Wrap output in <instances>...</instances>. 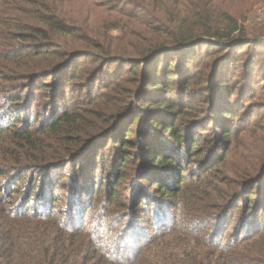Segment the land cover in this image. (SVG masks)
<instances>
[{"label":"trees","instance_id":"1","mask_svg":"<svg viewBox=\"0 0 264 264\" xmlns=\"http://www.w3.org/2000/svg\"><path fill=\"white\" fill-rule=\"evenodd\" d=\"M7 1L5 0L4 2L2 0L1 5L10 9L9 14L12 17L14 29H21L20 20H22V13L39 14L36 20L41 26L33 24L32 31L33 34L38 35L41 39H46L44 42L45 45H48V48L44 45V48L41 49L43 52L40 53L38 50L37 55L41 56L52 52L58 62L51 68H42V70L31 72L29 70L35 67L31 65V58L35 57L23 58L24 56H21V52L16 53L20 56L19 59L26 60V64L32 66L27 69L13 66L11 57H0V79L6 78L5 76L8 72L12 73V75L23 73L21 76L25 77L23 78L24 81L18 83L19 89L17 90L20 95L26 97L23 99H30L29 105H15V103H12L14 105L12 106L9 103L11 105L8 110L10 111V119H2V114H0V141L4 138L5 132H9L8 134L12 135L13 140L22 145L20 147L21 152L26 156H30L29 153L33 152V149H38L37 144L45 141L43 138L54 137V139H57L55 142L57 149L55 148L52 152H49L56 157L54 159L47 161L45 158L47 152L42 150L40 151L42 152L41 155H38L39 152H37V157L30 156L28 157V163H22L21 161L25 159L24 156H18L13 150L8 153L10 147L0 143V264L264 263V246H255L258 241H261L259 239L264 238V187L259 189L257 186L261 176L255 180V186L247 184L251 180L246 179L244 184L239 187V190L232 196L231 193L227 197L225 196L221 203L213 208V212L209 211V209H199L198 207L200 200L205 197L202 189L195 192L198 188H194L192 190L194 192L189 191L181 194L179 191L177 193L174 191L173 181L170 180L172 174H177L178 170L181 172L180 174L178 173L180 175L179 181H177L176 177L172 178L180 184L188 180V178L185 180L184 175H182L184 168H182L181 158H179L182 153L180 148L182 147L183 136L179 134L172 121H167L170 120L168 116L174 114L173 107H171L174 103V98L172 97L174 88L172 89L167 83H172L174 87L176 85L179 86L178 90L186 91L184 86L183 88L181 87L180 82H188L194 76V74L187 72L188 68L186 67V72L182 71V67L180 70H172L168 63L163 70L165 74L152 75L154 77H151V86L146 88L144 96L146 99L148 97L155 98L152 104L156 106L160 114L155 118L149 116L146 121H139L141 111H137L138 113L133 115L130 122H133L132 125L136 130L132 128L128 129L126 133H121L118 139L122 142L118 148L116 147L117 156L122 152L123 148L130 146L131 140L126 135H133L135 140L141 142L140 146L147 151L146 154L150 153L149 156L151 158L148 157V160L144 162V177L149 180L152 179L153 187L157 189L153 193L149 189H142L136 199L138 203H144V207L142 209L139 208V210L149 215V219L145 222L150 226L151 222L154 221L156 222L154 224L155 227L153 225L148 229L149 234L141 232L134 235L127 234V230L121 229L119 226H116L118 230H114L111 223L107 226L105 225L107 221L104 220L108 217L115 219L113 215H110L113 214L112 210L114 209L108 208V206L100 208L101 203H98L97 207L92 206L94 200H96L95 197H97L96 192L101 188L100 184L96 189L94 182H92V172L95 169V158L93 161L92 158L95 156L93 147L96 146V141L101 137L108 138L106 135L111 133L103 134L107 132L106 129L103 130L101 137L96 139L95 143L93 142L94 144L90 146H88L90 144L89 140L95 139L99 134L96 133L97 135L90 139L80 142L78 136L82 129L77 126L83 122L82 116H77L73 113L81 107L75 110L67 109L63 99L67 95L64 88L65 84L68 82L74 83V79L77 77L75 74L76 68L81 62L78 61V57L85 55L89 58L94 52L86 48V46H96L101 50L102 46L99 45L100 35H98V32L92 35L89 34L90 31L79 28L80 26L76 24L78 19L67 15L59 7H55L51 0ZM114 1L116 12L121 15L116 18L117 29L121 31L122 35L132 36L133 40L138 41L140 44L143 42L139 49L136 48L138 50L137 56L162 54L163 52L182 49L186 50V53L188 52L190 56L194 51L196 52L195 48L197 45L207 43L211 44L209 46L212 47V51L209 54L213 63L214 59H217L220 54L227 50L231 56V62H234L230 64L231 66L224 64L219 66L214 78V88L207 85L206 89H215L218 101L215 103L213 112L217 116L223 114L225 120H228L230 124L232 121H239L241 114H238L237 111L238 108L243 107V102L239 101L235 103V106H232L230 96L233 91H231L230 95L226 92L227 90H224L225 94L222 90L224 89L223 86L230 90L233 74L231 77L230 73H228V76L224 75L234 67H240L239 62L243 57L242 54L235 57L237 51L232 48L233 43L236 40H244L245 43H250L251 40L239 35L242 32V28L239 27L238 21L230 13L228 14L224 10L216 11L213 0ZM120 1L125 4L119 6L118 2ZM94 2L101 1L91 0V4ZM126 4H130L132 10L125 12V10L119 9L126 7ZM69 22H72L73 25L69 24ZM3 25H0V51L6 47L5 40L1 38V36H5L2 30ZM45 26L47 30L44 29ZM53 30L54 33L49 36L46 35V31L53 32ZM16 32H20V30ZM76 41H79L84 48L77 46L72 48L75 46ZM98 53L96 52L102 59L101 66H104L103 69L105 67L108 68L96 74L91 84L86 82L87 80L85 79L83 88H86V90L89 88L87 92L90 96L82 104V107H85L83 108L85 112L93 110L92 108L95 106L97 98L103 97V94H100L102 89L93 91L92 88L95 85L107 88L116 79L110 77L109 74L113 58L109 54L114 52ZM254 53L253 56L250 54L248 57L254 63L264 59V54L259 53V50ZM118 57L119 62H123L124 58H126L123 55H118ZM206 57H209V55ZM187 59L188 56L185 57V62H187ZM193 59H198L197 55ZM260 61L259 63H261ZM210 63L211 61L209 60L207 66ZM187 66L189 67V64ZM197 67L198 63L195 66V71ZM254 69L255 66L252 70ZM153 71H156V69H153ZM255 72L257 70L251 72L250 75L256 74ZM43 74H53L54 80L51 81V86L52 83L54 84L53 88L49 90V97L37 103L41 111L37 108L32 115L33 117L35 116L37 123V125H33L26 119L28 112L30 114L33 113L30 106L36 99L37 94H34V92L37 91V88H44L46 85L41 80ZM171 74L177 79L169 80L168 76ZM180 76L183 78H180ZM158 81L159 83L157 84ZM251 84L252 79L244 80L243 83L239 84L243 94L246 95L252 89ZM48 85L50 86V84ZM4 87L6 86L0 83V88ZM174 93H177V91ZM9 96L11 95L9 94ZM182 96L180 95V97ZM5 108H2V110ZM19 108H21L23 113L22 123L27 127L25 125L22 127L18 126ZM125 109H127V106L122 107V112ZM15 113L16 115L14 116ZM40 117L44 118L40 121L38 119ZM94 119L101 118L95 117ZM10 122H15L12 125L17 126L19 130L12 129L13 126L8 125ZM219 122L220 133L223 137L233 135L235 131L227 129L230 124H222L221 119H219ZM144 127L147 134L143 131ZM11 130H15V132L10 133ZM191 132L189 130L187 135H190ZM114 146L115 143L111 147ZM159 146H162V148ZM165 146L171 149V153H168L167 150L165 152L162 151ZM197 146L198 142L196 141L193 143V147L188 148L187 151L193 150L197 152L199 150ZM22 157L24 158L22 159ZM126 157L127 159L129 158L125 154L118 159V172L126 166ZM76 163L77 165L75 166L74 164ZM78 163L80 164L79 167ZM58 167H62L59 170L60 172L63 168H67L71 174L76 171V176L72 177L68 183L64 180L66 181L64 183L62 182L63 174L60 175V172L57 171ZM260 170L264 171V164ZM121 173L119 172L117 175L118 178L114 185L118 184ZM75 178H78V180H75L74 183ZM262 179L261 182L264 183V178ZM194 182H192V185ZM60 192H63L68 198L63 196L62 199ZM154 193L161 196H156ZM239 199L241 200L240 205L238 204ZM179 213L184 214V219L181 221L178 220ZM165 214L171 222L169 226H166L165 221H163L165 220ZM91 217L96 218V223L91 222L89 224L88 221ZM232 220L235 221V228L228 234V238L224 239L223 234L228 230ZM134 221V224L133 222L128 224V228H140L145 225L144 223H138L137 220ZM190 221L193 224H204L206 228L208 224L213 229L211 228L208 232L203 230L194 231ZM226 223L227 226L225 225ZM104 227L111 229L106 237L102 235ZM158 228L161 229L155 235L154 230H158ZM86 233L89 235L90 241L88 239L86 241L87 237L84 238ZM122 233H124L126 238L123 237ZM217 234H221L219 239L216 238ZM96 235H100L99 238ZM146 236H149V239L144 240L143 238ZM212 237L216 238L217 242L213 243ZM249 244L250 252L249 250L248 252H242L241 248L247 249ZM90 251H94V253L90 254Z\"/></svg>","mask_w":264,"mask_h":264},{"label":"rangeland","instance_id":"2","mask_svg":"<svg viewBox=\"0 0 264 264\" xmlns=\"http://www.w3.org/2000/svg\"><path fill=\"white\" fill-rule=\"evenodd\" d=\"M1 1L2 0H0V25L4 24L2 30L3 34H5V36L2 34L3 36H1V38L5 40L4 43L6 47L1 49L0 57H11L13 62L12 65L16 67L19 66V68L27 69L28 67H32L31 65L35 66L32 70H29L31 72L42 70V68L48 69L53 67L58 60L55 59L56 56L53 55L52 52L42 54L44 55L43 57L42 55H37L38 50L40 53L43 52L41 49L44 48V40L46 41V39H41L38 35L33 34L32 31L33 24L41 26L36 20V17H38L39 14L27 12L22 13V20H20L22 25L21 29H14L15 26H13L14 23L9 14L10 9L5 8L4 6L2 7ZM10 1L13 2L14 0ZM51 1L54 3L55 7H59L61 10L65 11L67 15H70L73 18L76 17L78 19L76 24L80 26L79 28L90 31L89 34L93 35L98 32V35H100L99 45L102 46L101 50L96 46H86V48L94 52H92V56L89 58L85 55H80L78 57V61L81 62L76 68L75 74L77 77L74 79V83L68 82L65 84L64 88L67 95L64 96L63 99L65 100V107L67 109L75 110L81 107L73 113L77 116H82L83 122L79 123L77 126L82 129L78 136L80 142L99 134L95 139L92 138L89 140L90 144L88 146H90L95 143L96 139L101 137L103 130H107V132L103 134L111 133L106 135L108 138L101 137L96 141V146L93 147L95 156L92 158V161L95 158V169L92 172V182H94L96 189L98 185L101 184V188L96 192L97 197H95L96 200H94L92 206L97 207L98 203H101L100 208H106L108 206V208L114 209L112 210L113 214L110 215H113L115 219L109 217L105 220L103 219L104 221H107L105 223L106 226L111 223L114 230H118V227L116 226H119V228L127 230V234L135 235L141 232L147 234L148 229L156 223L153 221L150 226H148V223L145 221L149 219V215L145 214L146 212L139 210V208L142 209V207H144V203H138L136 199L137 196L140 195L139 193L142 192V189H149L152 193L157 189L153 187L152 179L149 180L147 177H144L145 169L143 166L145 164L144 162L148 160L147 158H151L149 156L150 153L146 154L147 151L143 150L140 146L141 142L135 140L133 135H126V137L131 140L130 146L123 148L122 152L117 156L116 147L118 148L122 142L118 139V137L120 138V134L126 133L128 129H134V126L132 125L133 122H130L132 121L133 115L138 113L137 111H141L139 121H146L147 117L153 116V118H155L160 114V111L154 104H152L155 98L148 97V99H146L144 95L146 93V88L151 86V77L165 74L163 70L168 63V66L172 70H180L182 67V71L186 72V67L188 68L187 72L194 74L190 81H185L186 83L180 82L181 87L183 88L184 86L186 91L178 90L177 88H179V86L176 85L174 87L172 83H167L172 89L174 88V92L177 91V93L172 92L174 103L171 107H173L174 114H170L168 116L170 120L167 121H172L175 128L179 131V134L183 136V143L180 148L182 153L179 158H181V165L182 168H184L182 175H184L185 180L188 178V180L180 184L172 178L176 177L177 181H179L180 175H178V173L180 174L181 172L178 170L177 174H172L170 180L173 181L174 191L176 193L179 191L181 194L183 192L188 193L189 191L194 192L192 191L194 188H198L195 192L202 189L205 193V197L200 200L198 207L199 209L205 208L213 212V208L220 204L225 196L227 197L230 193L231 196L234 195L235 192L239 190L241 184H244L246 179L251 180L250 183L247 184L250 186L253 184V186H255V180L261 176V180L257 186L259 189L264 187V183L261 182L263 180L262 178H264V171L260 170L264 164V59L261 61L259 60L261 63H259V61L254 63V61L248 59L249 55L251 54V56H253L255 54L254 52L257 50H259V53L264 54V0H213L216 11L224 10L228 14L230 13V15L238 21L239 27L242 28V32L239 35L251 40L250 43H245L244 40H236L233 43L232 48L237 51L235 57H238L237 55L240 54H242L243 57L239 62L240 67H234L224 75L228 76V73H230L231 77L233 74L231 78L232 82L230 81V90L226 86H223L224 89L222 90L223 93L224 90H227L226 92L230 95L232 93L231 91H233L230 96L232 106H235V103L239 101L243 102V107L238 108L237 111L238 114H241L239 121H232L231 124L228 120H225L223 114L217 116V114L213 112L215 103L218 101L215 89H206L207 85L214 88V78L216 77L219 66L223 64L231 66L230 64L234 62H231L232 59L227 50L220 54L217 59H214L213 63L209 54L212 51V47L209 46L211 44L207 43L197 45L195 48L196 52L194 51L190 56L188 55V52L186 53V50L182 49L179 51L174 50L163 52L162 54L143 55L144 57H140L137 56L138 50H136V48L139 49L143 42L140 44L138 41L133 40L132 36L122 35L121 31L117 29L116 18L121 15L116 12L114 0H100L101 2H94L92 4L91 0ZM118 3L119 6L125 4L122 1ZM124 8L121 7L119 9H123L125 12L132 10L130 4H126V7ZM69 24L73 25L72 22H69ZM44 29H46V26ZM17 30H20V32H16ZM52 33H54V30L53 32L46 31V35L48 36ZM17 37H19V39H17ZM45 46L48 48V45ZM76 46L84 48L79 41H76L75 46L72 48H75ZM56 48L58 49L57 46ZM106 51L114 52L109 54L110 57L113 56L109 68V74L110 77L116 79L114 82L112 81L107 88H101L99 85H95L94 88H92L93 91L102 89L100 94H103V97L101 96L100 98H97L95 106L92 108L93 110L85 112L83 109L85 107H82V104L86 101L85 99H89L90 96L87 92L89 88L86 90V88H83V84L85 79L87 80L86 82H90L91 84L94 81L96 74H99V72L108 68L105 67V69H103L104 66H101L102 59L96 54V52L101 53ZM17 52H21V56H24L23 58L35 57L31 58V65L26 64V60L19 59L20 56L16 54ZM118 55L126 57L123 62H119ZM185 55L188 56L187 62H185ZM196 55L198 59L195 60L193 57L195 58ZM208 55L209 57H206ZM259 58L261 57L259 56ZM209 60L211 63L207 66ZM119 63L121 64L119 65ZM197 63L198 67L195 71ZM188 64L189 67L187 66ZM254 66V70H257V72H255L256 74L250 75L251 72L254 71L252 70ZM153 69H156V71H153ZM22 74L12 75V73L8 72L5 76L6 78L0 79V83H3L4 86H6L0 88V90L3 89L0 91V114H2V119H10V111L8 110L11 108L12 103H15V105L30 104V99H23L26 97L20 95V92L17 90L19 89L17 86L18 83L24 81L23 78H25L21 76ZM168 78L171 81L175 80V78L177 79V77H174L172 74L169 75ZM180 78L183 77L180 76ZM247 79H252V89L245 95L239 84ZM41 80L44 81L46 85L44 88H37V91L34 92V94H37L36 99L30 106L33 113L30 114L28 112L26 119V121L28 120L30 124L33 125H37V123L35 121V116L33 117L32 115L36 112L37 108L41 111L37 103H40L49 97V90L53 88L54 84L52 83L51 86V81L54 80V76L53 74H43ZM158 83L159 81L157 84ZM48 84H50V86ZM13 86L17 88H14ZM9 94L11 96H9ZM180 95L183 96L180 97ZM9 103L11 105H9ZM124 106H127V109L122 112V107ZM4 107H6L5 109L7 110H2ZM19 111L18 126L22 127L25 124L22 123L23 113L21 108H19ZM15 115L16 113L14 116ZM95 117H100L101 119H94ZM43 118L40 117L38 119L41 121ZM219 119H221L222 124H230L227 129H232L236 133L233 132V135L230 137H223L220 133ZM12 123L14 124L15 122H10L8 125L10 126ZM25 127L27 126L25 125ZM13 128H15V130L18 129L17 126H13L12 129ZM15 130H11L10 133L15 132ZM189 130L192 132L190 135H187L189 134ZM143 131L147 134L145 127ZM5 133L6 134L0 143H3L4 146L10 147L8 153L13 150L18 156H24L25 159L21 161L22 163H28V157L30 156L37 157V152H39L38 155H41L42 152L40 151L42 150H46L45 152H47L45 157L47 161L56 158L51 155L52 153H49L55 148L57 149V147H55L57 139H54V137L43 138L45 141L37 144L39 150L33 149V152L29 153L30 156H26L20 150L22 145L16 140H13L12 135L8 134L9 132ZM111 136L113 137L111 138ZM196 141L198 142L197 147L199 150H196L197 152L193 150L190 152L187 151L188 148L193 147V143ZM114 143L115 146L111 147ZM159 147L162 148V146ZM165 150H167L168 153H171L169 147H163L162 151L165 152ZM125 154L126 156H129V158L127 159L126 157V166L119 170V172H122L121 178L118 179V184L114 185V182H116V179L118 178L117 175L119 174L118 159ZM24 157H22V159ZM74 165L76 166L77 163ZM79 166L80 164L78 167ZM61 168L62 167H58L57 171ZM62 174V182L65 183L67 181L68 183L72 177L76 176V171L71 174L68 172L67 168H63L60 172V175ZM75 180H78V178L74 179V183ZM193 181L195 182L192 185ZM112 188H114V190H112ZM62 193L63 192L59 193L62 199L63 196L68 198ZM155 195L161 196L160 194ZM238 204H241L240 199L238 200ZM164 216L165 220L163 221H165L166 226H169L171 222L166 214ZM182 219H184V214L179 213L178 220L181 221ZM134 220H137L138 223H144L145 227H134L133 229L128 228V224L132 222L134 224ZM88 222L89 224L91 222L96 223V218L91 217ZM219 223L222 224L221 222ZM190 224L193 226L194 231L203 230L204 232H208L212 228L208 224L207 228L201 223L193 224L190 221ZM225 225L227 226V223ZM225 225L223 226L225 227ZM229 225L228 230L223 234L224 239L228 238V234L234 230L235 221L232 220ZM153 227H155V225ZM103 229L104 232L102 235L106 237L111 229H109V227H104ZM159 229L161 228L154 230L155 235L158 234ZM91 231H93V229H91ZM122 234L124 237V233ZM86 235L88 234H84V238L87 237L86 241L87 239L90 241L89 235ZM96 236L99 238L100 235ZM220 236L221 234H217L216 238L219 239ZM216 238H211L213 243L217 242ZM143 239H149V236H146ZM259 240L261 241H258L255 246H264V238ZM241 250L242 252H248V250L250 252V244L247 249L241 248ZM92 253H94V251H90V254ZM258 264L264 263L260 262Z\"/></svg>","mask_w":264,"mask_h":264}]
</instances>
